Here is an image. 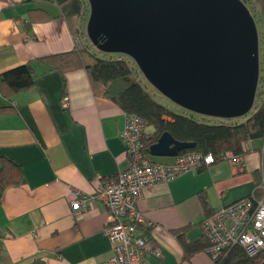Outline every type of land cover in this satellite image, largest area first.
I'll return each mask as SVG.
<instances>
[{
  "label": "crops",
  "instance_id": "1",
  "mask_svg": "<svg viewBox=\"0 0 264 264\" xmlns=\"http://www.w3.org/2000/svg\"><path fill=\"white\" fill-rule=\"evenodd\" d=\"M64 1L0 0V74L30 63L36 78L35 87L8 100L0 96V108L13 110L0 114V156L23 174V182L0 197V264H106L110 255L103 234L106 207L96 202L85 213H73L69 200L72 190L91 193L99 180L113 179L127 166L120 138L126 113L93 92L84 69L63 74L39 62L74 48L60 7ZM263 146L250 141L238 164L219 159L146 187L136 206L149 223L139 228L148 246L144 260L212 264L204 251L185 259L173 231L186 230L187 243L203 237L201 200L210 213L252 194L259 199Z\"/></svg>",
  "mask_w": 264,
  "mask_h": 264
},
{
  "label": "water",
  "instance_id": "2",
  "mask_svg": "<svg viewBox=\"0 0 264 264\" xmlns=\"http://www.w3.org/2000/svg\"><path fill=\"white\" fill-rule=\"evenodd\" d=\"M87 2L90 44L131 58L145 80L175 105L224 120L252 109L259 81L258 33L241 0ZM193 147L164 132L148 150L152 157H175Z\"/></svg>",
  "mask_w": 264,
  "mask_h": 264
},
{
  "label": "trees",
  "instance_id": "3",
  "mask_svg": "<svg viewBox=\"0 0 264 264\" xmlns=\"http://www.w3.org/2000/svg\"><path fill=\"white\" fill-rule=\"evenodd\" d=\"M248 1L252 6L259 8L264 45V0H242L246 7ZM60 7L71 30L74 48L69 53L40 58L39 62L63 74L84 69L95 94L109 99L127 115H135L145 120L153 130L149 138L142 140L145 154L149 155V146L155 143L164 132H168L177 141L194 143L193 148L186 149L180 154L199 151L205 155L210 154L214 161L227 153L242 156L248 152L250 141L261 140L264 145V76L260 81L262 86L257 89L258 91L256 90L253 107L247 115L243 116L244 119L241 122L231 121L233 119H221L224 122L213 124L208 121L199 122L190 113L189 116L180 115L156 102L143 87L139 79L141 73L130 58L122 54H117L119 57H108L107 55L115 54L94 51L82 41L80 29L84 20L85 8H87V18L89 15V6L84 0H66L60 4ZM99 54H103L104 57ZM260 64L262 66L259 65V67L264 71V50ZM35 85L34 69L30 63L0 74V96L7 100ZM11 111L13 110L10 107L0 108V114ZM201 118L212 119V117L205 116ZM22 182L23 174L20 167L0 156V197L6 188ZM254 193H258V190L256 189ZM201 201L205 208V216H208L211 211L209 213L205 201ZM185 231L179 229L173 233L183 249L184 258L188 259L194 253L204 251L209 243L204 237L187 243ZM263 260L264 250L249 256L243 248L234 246L229 249L221 261L212 264H260Z\"/></svg>",
  "mask_w": 264,
  "mask_h": 264
},
{
  "label": "built area",
  "instance_id": "4",
  "mask_svg": "<svg viewBox=\"0 0 264 264\" xmlns=\"http://www.w3.org/2000/svg\"><path fill=\"white\" fill-rule=\"evenodd\" d=\"M66 100L64 98V107ZM152 132V127L145 120L126 114L120 138L125 145L127 166L115 178L99 180L91 193L75 189L71 192L69 208L73 213H85L96 202L107 209L103 234L109 242L110 255L106 264H164L161 259L153 263L144 260L148 246L139 228L147 227L149 223L136 207L143 190L154 184L169 183L182 174L202 169L214 162L210 154L199 151L178 154L168 162H154L143 152L142 144V140L149 138ZM240 158L230 153L220 157L234 165L239 163ZM199 227L209 243L204 252L211 263L221 261L234 246L243 248L249 256L264 250V186L259 199H255L252 194L220 206L203 217ZM155 254L160 257L157 250Z\"/></svg>",
  "mask_w": 264,
  "mask_h": 264
},
{
  "label": "rangeland",
  "instance_id": "5",
  "mask_svg": "<svg viewBox=\"0 0 264 264\" xmlns=\"http://www.w3.org/2000/svg\"><path fill=\"white\" fill-rule=\"evenodd\" d=\"M84 1H85V3L88 4L87 0H84ZM247 8H248L250 14L253 17V19L255 21L256 28H257V33H258V50H259V65L262 66V64H260V59H261L262 52L264 50V45H263V41H262V29L263 28H262V22H261V17H260V11H259L258 6L257 7L256 6H252V4L249 3V1L247 3ZM88 11H89V9H88ZM87 19H88L87 18V8H85V11H84V20L82 21V26H81V29H80V35H81L82 41L85 44H87V46L90 47V49H92V50L95 51L96 49L90 44V42H89V40L87 38V35H86V31H85ZM99 55H101V57H104L103 54H99ZM107 56L108 57H111V58L112 57H119L117 54H115V55H107ZM130 60H132V59L130 58ZM259 71H260L259 72V81H258V84H257V85H259V88H257V89H260V87L262 86V84L260 83V81H261L262 77L264 76V71L261 70V67H259ZM260 73H261V75H260ZM139 79H140L143 87L154 97V99L156 100V102H158L159 104L163 105L164 107H167L170 110L172 109L173 111H175L176 113H179L180 115L189 116V113H190L189 111H186V110L180 108L179 106H177L174 103H172L171 101H169L167 98H165L163 96H160L161 94L158 91H156L145 80V78L142 76V74L140 75ZM190 115H192L193 118L195 120L199 121V122H206V121L212 122L210 124L224 122V121H221V119L218 120L217 118H212V119H210V118H201V116H198L197 114H191V113H190ZM243 119H244L243 117H240V118H234L231 121L240 122Z\"/></svg>",
  "mask_w": 264,
  "mask_h": 264
}]
</instances>
